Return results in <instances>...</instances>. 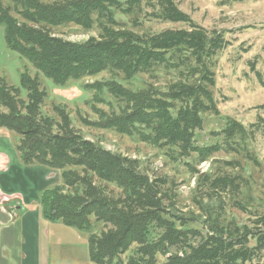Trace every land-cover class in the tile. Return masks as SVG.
<instances>
[{
	"label": "trees",
	"instance_id": "obj_1",
	"mask_svg": "<svg viewBox=\"0 0 264 264\" xmlns=\"http://www.w3.org/2000/svg\"><path fill=\"white\" fill-rule=\"evenodd\" d=\"M143 5L153 19L189 28L138 34L116 19L121 12L141 26ZM67 24L97 26L100 35L73 42L52 33ZM0 26L7 48L57 86L102 72L130 81L157 68L173 71L165 89L131 90L116 80L104 82L102 89L120 105L102 111L96 125L138 136L179 157L195 153L200 163L222 147L200 148L196 133L203 130L204 115H218L214 59L228 43L222 33L197 25L174 0H0ZM20 78V88L0 79L5 110L0 128L13 134L23 165L61 172V184L41 195L42 215L86 233L93 264H158V256L163 264H264V205L253 208L240 175L201 174L199 181L219 204L188 217L163 179L150 176L137 160L85 138L60 106L54 108L58 118L45 115L47 95L38 75L24 69ZM220 135L227 150L248 153L249 134L241 123L229 119ZM227 205L247 215V223L222 220ZM194 223L201 228L190 226Z\"/></svg>",
	"mask_w": 264,
	"mask_h": 264
},
{
	"label": "rangeland",
	"instance_id": "obj_2",
	"mask_svg": "<svg viewBox=\"0 0 264 264\" xmlns=\"http://www.w3.org/2000/svg\"><path fill=\"white\" fill-rule=\"evenodd\" d=\"M5 4L8 0H3ZM52 3L56 0H42ZM179 9L188 14L200 27L210 33L217 31L227 41L225 49L214 59L213 71L216 77L214 98L218 115H204V127L196 133V144L200 148L222 146L206 161L200 163L197 154L179 157L166 147L142 141L135 135H123L111 129L98 127L96 122L100 113L118 110L119 103L102 89V84L116 80L131 90H139L150 85L165 89L175 78L173 71L157 68L153 73L141 74L134 79L125 80L122 75L102 72L78 81H71L64 87L57 86L37 71L19 54L9 50L4 40V28L0 26V79L9 86L21 87L20 75L24 69L31 76L38 75L41 88L46 91L42 108L45 115L58 118L54 108L60 106L68 113L73 126L87 139L104 148L121 153L139 162L140 167L150 176L163 179L165 188L175 196L178 210L186 216H198L213 211L219 201L211 199L212 193L203 187L199 176L210 174L212 178L225 173L240 175L244 179L242 193L252 198L253 208L264 205V0H174ZM139 15L141 26L135 27V19L121 12L116 19L127 30L143 34L144 32L162 33L168 30L188 29L182 23H169L148 16L150 9L143 5ZM58 37L73 42H85L98 37L97 26L90 30L75 24H67L52 29ZM25 96V92L22 93ZM5 111L0 106V112ZM229 119L241 123L247 128L249 140L248 153L234 154L224 146L220 132ZM256 158L259 165L250 161ZM227 163H231L229 166ZM195 168L199 174L192 171ZM227 200V198H226ZM200 206L204 209L201 212ZM248 216L226 206L222 220H236L247 223ZM190 226L201 228L198 223ZM134 247L133 250H135ZM126 259V256L123 257ZM164 258L158 256V264Z\"/></svg>",
	"mask_w": 264,
	"mask_h": 264
},
{
	"label": "crops",
	"instance_id": "obj_3",
	"mask_svg": "<svg viewBox=\"0 0 264 264\" xmlns=\"http://www.w3.org/2000/svg\"><path fill=\"white\" fill-rule=\"evenodd\" d=\"M61 181L59 170L23 165L0 128V264H93L86 233L42 215L41 195Z\"/></svg>",
	"mask_w": 264,
	"mask_h": 264
}]
</instances>
